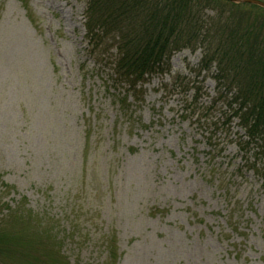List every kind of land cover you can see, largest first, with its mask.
Listing matches in <instances>:
<instances>
[{"label":"rangeland","instance_id":"obj_1","mask_svg":"<svg viewBox=\"0 0 264 264\" xmlns=\"http://www.w3.org/2000/svg\"><path fill=\"white\" fill-rule=\"evenodd\" d=\"M88 3L0 0V223L16 256L25 243L34 264H264V153L241 152L236 121L209 126L216 109L193 115L192 84L197 107L215 91L189 72L202 50L130 90L108 65L116 39L87 35Z\"/></svg>","mask_w":264,"mask_h":264},{"label":"trees","instance_id":"obj_2","mask_svg":"<svg viewBox=\"0 0 264 264\" xmlns=\"http://www.w3.org/2000/svg\"><path fill=\"white\" fill-rule=\"evenodd\" d=\"M87 8V35L98 44L108 36L116 39L115 59L108 65L118 83L130 90L147 76L168 74L175 53L202 50L196 71L189 72L193 78L207 73L216 82L215 91L208 107H197L199 89L191 82L193 115L206 120L208 111L216 109L219 119L209 126L228 132L236 121L243 132L236 140L241 152L249 154L253 149L245 147L259 145L264 153L263 8L226 0H89ZM207 8L219 10L218 19L226 18L214 22L205 15ZM256 154L261 160L262 154ZM1 227L0 264H34L25 261V243L16 256L15 240L20 238Z\"/></svg>","mask_w":264,"mask_h":264},{"label":"water","instance_id":"obj_3","mask_svg":"<svg viewBox=\"0 0 264 264\" xmlns=\"http://www.w3.org/2000/svg\"><path fill=\"white\" fill-rule=\"evenodd\" d=\"M226 1H229L234 4H239V3L252 4V5H256L264 9V3L256 1V0H226Z\"/></svg>","mask_w":264,"mask_h":264}]
</instances>
